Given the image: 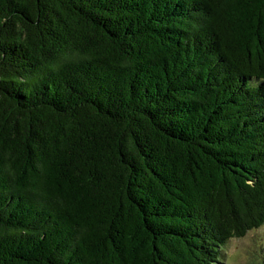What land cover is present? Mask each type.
<instances>
[{
  "label": "trees",
  "instance_id": "trees-1",
  "mask_svg": "<svg viewBox=\"0 0 264 264\" xmlns=\"http://www.w3.org/2000/svg\"><path fill=\"white\" fill-rule=\"evenodd\" d=\"M264 225V0H0V264H223Z\"/></svg>",
  "mask_w": 264,
  "mask_h": 264
},
{
  "label": "rangeland",
  "instance_id": "rangeland-1",
  "mask_svg": "<svg viewBox=\"0 0 264 264\" xmlns=\"http://www.w3.org/2000/svg\"><path fill=\"white\" fill-rule=\"evenodd\" d=\"M223 264H264V225L228 243Z\"/></svg>",
  "mask_w": 264,
  "mask_h": 264
}]
</instances>
